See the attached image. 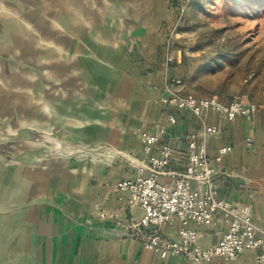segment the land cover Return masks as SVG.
<instances>
[{
	"label": "crops",
	"instance_id": "crops-1",
	"mask_svg": "<svg viewBox=\"0 0 264 264\" xmlns=\"http://www.w3.org/2000/svg\"><path fill=\"white\" fill-rule=\"evenodd\" d=\"M173 1L82 0L83 21L87 18L88 23L73 30V11L64 20L60 18L73 37L66 53L72 65L66 64L71 69L67 83L78 82L81 90L76 95L70 93L73 99L66 101L62 113L57 102L50 108L53 121L48 130L62 129L69 134L64 142L55 144L64 151L62 156L31 161L22 154L6 169L9 177L5 187L11 190L7 202L0 204V264L182 261L180 256L161 259L127 235L116 220L99 221L94 212L96 204L105 210L119 209L121 223L140 216V209L128 208L126 194L112 188L119 180L134 178L145 157L138 128L154 132L156 123L164 128L161 142L175 149L169 166L174 171L184 169L187 134L199 130L192 114L162 101V31L165 22L172 20ZM173 54L176 57L175 51ZM175 62L170 72L182 77L180 62ZM170 114L176 117L175 124L168 121ZM257 115L222 120L211 114L208 123L219 126L221 133L208 142V152L215 155L223 145L233 147L221 162L214 163L219 170V193L227 200L251 206L254 222L264 230V125ZM74 130L75 140L73 136L70 139ZM247 138L252 139L251 145H246ZM75 144L91 150L74 155L71 147ZM177 226L176 222L166 225L165 235L176 239ZM198 230L200 244L208 247L219 241L226 224ZM255 257V250H246L232 264H254Z\"/></svg>",
	"mask_w": 264,
	"mask_h": 264
},
{
	"label": "rangeland",
	"instance_id": "rangeland-1",
	"mask_svg": "<svg viewBox=\"0 0 264 264\" xmlns=\"http://www.w3.org/2000/svg\"><path fill=\"white\" fill-rule=\"evenodd\" d=\"M182 2L184 14L177 30H172ZM81 3L0 0V204L7 202L11 190L5 187L6 169L10 161H18L8 155L32 157L36 150L35 161H44L64 153L54 144L69 134L48 130L53 121L50 108L57 102L59 112L65 110L66 101L73 99L70 93H79L81 85L67 83L72 65L66 53L73 37L60 18L73 11V30L88 23L87 18L83 21ZM171 11L172 20L162 31L161 56L172 33L171 50L180 57L183 75L181 89L255 103L257 120L264 125V0H175ZM76 134L74 130L70 139ZM262 138L264 151V129ZM71 149L74 155L91 150L76 144Z\"/></svg>",
	"mask_w": 264,
	"mask_h": 264
},
{
	"label": "built area",
	"instance_id": "built-area-1",
	"mask_svg": "<svg viewBox=\"0 0 264 264\" xmlns=\"http://www.w3.org/2000/svg\"><path fill=\"white\" fill-rule=\"evenodd\" d=\"M184 11L182 2L172 30H177ZM172 35L165 44L164 60L166 76L163 92L169 96L163 97L162 101L189 112L200 124L199 130L186 136L184 169L169 170L175 149L161 142L165 130L159 123L154 124V132L138 128L136 133L145 157L134 178L119 180L112 188L114 192L126 194L128 208H138L141 214L128 217L126 222L121 223V210H105L96 204L95 216L99 221L116 220L141 247L163 260L180 256V264H232L246 250H255L254 264H264V230L254 222L251 206L227 200L219 193L216 179L219 170L214 163L221 162L233 147L223 145L215 155L208 152V142L218 138L221 133L219 126L208 123L211 114L222 120H234L255 116L258 107L255 103L238 98L224 101L217 96H197L193 92L183 91L182 78L172 75L169 69L173 61L180 62V57H175L171 50L174 42ZM168 121L175 124L177 120L170 114ZM245 143L251 145L252 139L247 138ZM161 177L170 180L161 181ZM175 222L178 223L177 238L172 239L165 235L164 228ZM221 222L226 224V230L219 241L203 247L199 242L198 227Z\"/></svg>",
	"mask_w": 264,
	"mask_h": 264
},
{
	"label": "water",
	"instance_id": "water-1",
	"mask_svg": "<svg viewBox=\"0 0 264 264\" xmlns=\"http://www.w3.org/2000/svg\"><path fill=\"white\" fill-rule=\"evenodd\" d=\"M169 96V94L168 93H165V97H168ZM2 139L3 138H5V137H1ZM52 143V142H51ZM51 145V144H50ZM53 146V145H52ZM54 146H55V148H57V146L54 144ZM57 149H60V148H57ZM18 156H20V155H12V156H10V155H8L7 157L8 158H13V157H15V158H17ZM21 156H22V154H21ZM20 156V157H21ZM37 157H36V154H32V157L30 158L31 159V161H35V159H36ZM12 161H10V163H11Z\"/></svg>",
	"mask_w": 264,
	"mask_h": 264
}]
</instances>
